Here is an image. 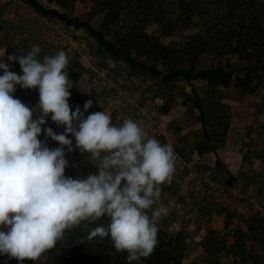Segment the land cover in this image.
Listing matches in <instances>:
<instances>
[{
  "label": "clouds",
  "instance_id": "1",
  "mask_svg": "<svg viewBox=\"0 0 264 264\" xmlns=\"http://www.w3.org/2000/svg\"><path fill=\"white\" fill-rule=\"evenodd\" d=\"M40 52L33 45L0 55V256L36 262L66 230L106 218L89 238H110L128 264L149 257L169 211L156 204L176 171L174 147L136 120L117 124L107 111L90 112L91 98L73 107L68 55ZM17 86L37 91L38 102L16 97ZM77 152L90 156L83 171L70 158Z\"/></svg>",
  "mask_w": 264,
  "mask_h": 264
},
{
  "label": "rangeland",
  "instance_id": "2",
  "mask_svg": "<svg viewBox=\"0 0 264 264\" xmlns=\"http://www.w3.org/2000/svg\"><path fill=\"white\" fill-rule=\"evenodd\" d=\"M41 1L71 16L90 21L119 50L127 51L136 60L152 64L165 73L187 69L194 74L217 66L232 71L230 76L209 75L192 81L180 76L173 81H166L144 70H131L129 64L111 54L85 29L45 16L35 11L25 0L8 1L21 6L24 18L33 19L31 28L23 29L24 34L32 35L33 40H36L35 44L31 41L34 45L39 42L43 44L40 48L48 46L50 51L63 50L68 57L81 58L74 45L68 43L65 46L43 37L44 30L58 31L70 34L74 43L91 52L95 66L104 70L105 77H99L87 61L81 62L95 75V80L111 91L114 107L121 112L125 110L118 99L119 87H126L131 88L141 99L161 96L165 102L161 118H264V0ZM31 44L23 42L24 47H31ZM247 77L250 78L249 89L245 87ZM237 79L239 85L236 84ZM16 92L23 101L22 93L19 90ZM207 125L205 135L209 140L203 143V148L219 144L224 135L222 131L225 123L222 121L219 133L214 131L210 123ZM54 144L49 141L50 146ZM177 160L172 180L187 178L189 183H194L187 172L179 169ZM224 169L226 172H222L221 178L217 176L215 182H222L221 185L226 182L240 188L249 187L258 194L264 206V196L259 190L234 184L232 173ZM197 171L205 176L199 168ZM67 174L75 176L77 171H68ZM195 191L192 196L195 206L188 204V207L193 206V210L198 212L197 218L189 217L194 223L193 227H189L190 222L180 217L177 219L175 211L169 219L159 221V227L169 234L179 235L180 246L175 250L181 252L183 264H239L236 256L238 250L237 253L232 252L235 253L232 254L233 259H228L225 250H207L209 246L220 248L224 242L223 235L216 236L209 229L218 227L215 223L218 215L234 212L240 207L249 208V211L263 216L264 211L245 205L225 206L205 197L200 187H195ZM159 205L157 201L156 206ZM62 256L63 253L59 257L53 256L49 250L35 264H61ZM137 262H143V259Z\"/></svg>",
  "mask_w": 264,
  "mask_h": 264
},
{
  "label": "crops",
  "instance_id": "3",
  "mask_svg": "<svg viewBox=\"0 0 264 264\" xmlns=\"http://www.w3.org/2000/svg\"><path fill=\"white\" fill-rule=\"evenodd\" d=\"M8 1L0 0V55L5 52L23 55L30 51L36 42L32 35L30 37L24 34V29L31 28L30 24L33 19L24 18L21 6ZM8 24L12 26L7 27ZM32 40L34 44L31 42ZM23 42L32 43L31 47H24ZM36 45L41 47L43 44L37 42ZM44 47L40 48L41 52L38 58L42 59L44 56L57 53V51H50L48 46ZM68 58L69 64L66 70L74 84L70 98L73 107L76 105L82 107L84 101L91 98L94 104L89 109L90 112L107 111L111 114L113 122L117 124L124 119L134 118L133 115L123 113L114 107L111 91L105 86L106 89L101 82L95 80V75H92L84 66L81 58ZM124 69L128 71L126 68ZM12 70L20 72L18 62L15 63ZM108 83L107 81L106 84L109 85ZM17 90L22 93L23 101L31 104L38 102L37 91L22 89L19 86H17ZM161 119L165 138H156L162 143H170L174 147L176 160L182 158L190 161L202 171L203 175L212 177L214 181L217 176L222 177V172H226L224 171L226 168L232 173L235 179L234 184L253 187L264 196V118H215L213 121L209 118H181L180 116V118ZM221 121L225 123L221 141L213 147L205 146L203 148L207 124L210 123L214 127V131L219 133ZM48 123L54 130L63 131L50 120ZM149 135L151 134L149 133ZM73 157L77 160L80 159L76 162V167L80 171L84 170L85 164L90 160V156L85 154L84 157H80L78 152L70 154V158ZM220 163H223L225 167L222 168L223 165L221 166ZM68 171H76V169ZM218 181L220 180L218 179ZM195 187L199 189V185L195 181L189 183L187 178H178L172 180L171 183L162 185L161 197L158 202L169 210L168 215L162 219H169L170 214L175 211L178 214L177 219L180 217L183 221L190 222V228L193 227L194 223L189 217L197 218L198 212L193 210V206L188 207V204L195 206V199L192 198L196 193ZM215 223L218 224V227L214 226L209 230L216 236L219 234L224 236L223 246L220 248L209 246L207 250H225L229 255L228 259H233L232 254L235 253L232 252L238 250L236 256L239 264H264V216L262 214H255L249 211V208L240 207L234 212L218 215ZM199 234L201 235V233ZM232 245L233 247H231Z\"/></svg>",
  "mask_w": 264,
  "mask_h": 264
},
{
  "label": "trees",
  "instance_id": "4",
  "mask_svg": "<svg viewBox=\"0 0 264 264\" xmlns=\"http://www.w3.org/2000/svg\"><path fill=\"white\" fill-rule=\"evenodd\" d=\"M25 1L35 11L45 16L60 19L64 23L76 28L85 29L111 54L129 64L132 70H144L151 75L163 78L166 81H173L180 76H185L192 81L209 75L222 74L230 76L232 74L231 70H226L220 66L207 70H199L194 74L187 69H176L165 73L152 64L136 60L129 52L119 50L116 45L90 21L71 16L58 8L47 6L41 0ZM249 79V77L245 78L247 82L245 87L247 89L250 88ZM237 83L238 79L236 81V84ZM15 96L21 99L18 92L15 93ZM208 140V136L206 135L204 143H207ZM100 224L106 225L107 219L101 218L95 223L83 222L78 227L66 230L63 238L57 241L56 246L50 250V253L56 257H59L60 254L63 253L61 264H128L126 260L127 254L124 252H116L112 246L110 238H100L99 236L89 238V231ZM158 241V245L149 257L142 258L143 262H134V264H183L181 252L178 253L175 250L180 246V238L178 234H169L159 227ZM5 261H7V264H18L15 259L8 260L6 256H0V264H4ZM24 264H35V262L25 261Z\"/></svg>",
  "mask_w": 264,
  "mask_h": 264
},
{
  "label": "built area",
  "instance_id": "5",
  "mask_svg": "<svg viewBox=\"0 0 264 264\" xmlns=\"http://www.w3.org/2000/svg\"><path fill=\"white\" fill-rule=\"evenodd\" d=\"M18 1L20 2L21 0ZM43 37L65 46H68V43L74 45L81 59L87 61L91 65V69L95 71V73L97 72L99 77H105L104 70L101 68L99 70L98 67L95 66L93 54L86 49L80 48L79 45L74 43L70 34L44 30ZM71 47L72 46H70V48ZM118 99L125 112L128 115H133V120L139 122L148 133L161 139L165 137V130L160 116L165 102L161 96L143 97L141 99L136 96L131 88L119 87ZM177 165L181 171L187 172L188 175L193 178L201 188V192L205 197L210 198L217 203H222L225 206L238 207L245 205L257 211H264V206L262 205L258 194L249 187L240 188L229 184L221 185L213 179L202 176L197 171L195 165L188 164L182 158H178Z\"/></svg>",
  "mask_w": 264,
  "mask_h": 264
}]
</instances>
